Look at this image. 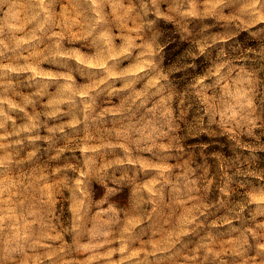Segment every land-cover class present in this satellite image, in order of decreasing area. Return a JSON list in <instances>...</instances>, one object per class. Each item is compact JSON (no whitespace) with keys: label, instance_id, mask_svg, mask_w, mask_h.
<instances>
[{"label":"clouds","instance_id":"9594fccd","mask_svg":"<svg viewBox=\"0 0 264 264\" xmlns=\"http://www.w3.org/2000/svg\"><path fill=\"white\" fill-rule=\"evenodd\" d=\"M0 264H264V0H0Z\"/></svg>","mask_w":264,"mask_h":264}]
</instances>
